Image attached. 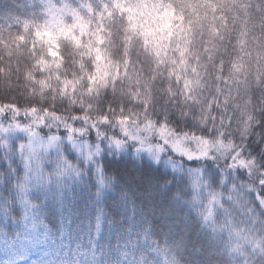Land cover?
Listing matches in <instances>:
<instances>
[{
  "label": "trees",
  "instance_id": "16d2710c",
  "mask_svg": "<svg viewBox=\"0 0 264 264\" xmlns=\"http://www.w3.org/2000/svg\"><path fill=\"white\" fill-rule=\"evenodd\" d=\"M31 111L65 173L29 190L3 129ZM4 113L0 264H241L243 245H264V0H0ZM128 124L219 156L154 158L160 140ZM249 135L257 158L232 159L251 176L224 158ZM211 193L216 231L197 212Z\"/></svg>",
  "mask_w": 264,
  "mask_h": 264
},
{
  "label": "rangeland",
  "instance_id": "374dc122",
  "mask_svg": "<svg viewBox=\"0 0 264 264\" xmlns=\"http://www.w3.org/2000/svg\"><path fill=\"white\" fill-rule=\"evenodd\" d=\"M27 124H12L16 127L26 128L29 132H33L34 135L30 136L29 133L15 128H10L12 125L6 126L9 129L7 143H11L16 148V159L21 160L26 166L27 179L26 185L29 190L35 189L36 187L43 186L44 184H51L54 182L55 178L59 177L63 179L65 173V167L63 166L64 156L61 155L60 138L49 137L44 138L40 136L35 127L44 126L48 120L46 116H40L38 112L31 111L26 112ZM124 131L133 140L139 141L141 143H153V139L156 141H163V143L170 145L176 152V154L185 156L189 158V155H195L187 147L188 142L191 141L198 149L199 154L206 155L208 152L212 151L214 147L211 146L207 141H201L190 138H183L175 136L174 134L168 132L167 130H157L154 128H144L142 126H137L136 124H128L124 126ZM148 129V130H147ZM13 137V138H12ZM161 145L154 146L150 148V153H152L155 158L161 157L162 154L159 152L162 150ZM84 147L77 145L76 151L82 152ZM215 149V148H214ZM54 175H53V174Z\"/></svg>",
  "mask_w": 264,
  "mask_h": 264
},
{
  "label": "snow or ice",
  "instance_id": "6c2138e0",
  "mask_svg": "<svg viewBox=\"0 0 264 264\" xmlns=\"http://www.w3.org/2000/svg\"><path fill=\"white\" fill-rule=\"evenodd\" d=\"M4 117H7L8 121L11 123V119L12 118L9 116L8 113H4L2 116H0V120H3ZM16 120L22 121L23 117L22 116H17ZM259 126H260V124H257L255 126V128H258ZM10 128L23 130V131L29 133L30 136L34 135L33 132H29L26 128L16 127L15 125H12ZM8 129H9V127L4 128L3 131H7ZM65 131L67 132V129H65ZM252 137H253V135H249L246 138L245 137H241L242 146L237 145V147L233 148L231 150V152H229L226 156H224L225 161H226V166L229 169H243L244 172L247 175L251 176L250 170L248 168H246V167H240V165L236 164L233 161L232 157L235 156L236 153L238 152L239 156L237 158L241 159V163H243V160L247 159V157L244 156L245 149H249V152H248L249 157L257 158V156L252 155L251 146L249 144V141L252 139ZM67 139L69 141H73L74 140V136L73 135H67ZM160 144L162 146V150L159 152L160 154H163V153H165L167 151L174 150L170 145L164 144L163 141H160ZM116 147L117 148L121 147L119 142L116 143ZM187 147L191 150L192 153L195 154L194 156L193 155H189V158L204 157V158H211L213 160H216L218 158V156H219L215 149H213L212 151L208 152L206 155L199 154L198 149L196 148V146L191 141L188 142ZM97 151H98V149H97ZM259 155L264 156V145H261L259 147ZM155 157H156V155H154V158ZM129 175H130V178L135 179L134 176H131V174H129ZM262 181H264V175H262L260 179L256 180L257 185L261 189H264V182H262ZM196 199H197V197H193L194 201ZM219 203H220V201H219L218 195L215 194V193H211L210 196H209V199L207 200V203H205L202 208L197 209V212H198L199 216L201 217V219L203 220V223L205 225H208V226L212 227L213 231L217 230L212 225H213L214 221L216 222V220H215V207L217 205H219ZM168 214L171 215V210H168ZM228 244H229V250H230V252H232L233 249L230 248V244H231V233H230V230H229V241H228ZM246 247L248 249H250V251L245 250ZM197 250L199 251V249H197ZM238 254H240L242 257H244V259L241 261V264H255V261L254 260H250L249 258L251 256H254V255H257V254L261 257L260 264H264V245H259V244L253 245L251 243L245 244L238 250Z\"/></svg>",
  "mask_w": 264,
  "mask_h": 264
}]
</instances>
